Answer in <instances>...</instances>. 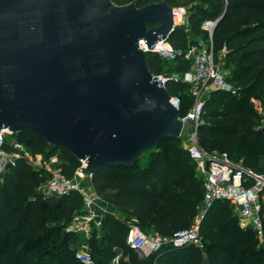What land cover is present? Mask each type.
I'll return each instance as SVG.
<instances>
[{
	"label": "trees",
	"instance_id": "obj_1",
	"mask_svg": "<svg viewBox=\"0 0 264 264\" xmlns=\"http://www.w3.org/2000/svg\"><path fill=\"white\" fill-rule=\"evenodd\" d=\"M112 1L187 6L189 30L177 26L169 39L176 49L207 38L203 21L219 18L213 33L215 55L219 59L223 53L225 67L230 69L226 78L236 93L220 88L209 92L198 141L206 152H225L246 168L264 173V132L259 129L264 110V0ZM146 56L155 75L166 73L165 65L171 72H186L190 67L181 58L164 61L155 53ZM190 86L181 79L167 82L170 94L181 98V114L193 104ZM15 134L33 155L58 154L62 172L75 176L81 160L73 153L51 147L30 130ZM147 152L144 165L140 160L106 165L91 177L95 190L116 209L106 211L101 227L87 237L93 264H264V245L252 229L240 226L230 202L214 199L205 205L203 181L182 136L166 137ZM48 176L47 169H36L20 157L0 181V264H85L76 258L80 234L70 229L74 216L83 209L84 195L77 190L62 196L44 194L38 187ZM202 212L204 249L196 244L166 243L140 256L128 242L131 218L144 231L169 238L189 228Z\"/></svg>",
	"mask_w": 264,
	"mask_h": 264
},
{
	"label": "water",
	"instance_id": "obj_2",
	"mask_svg": "<svg viewBox=\"0 0 264 264\" xmlns=\"http://www.w3.org/2000/svg\"><path fill=\"white\" fill-rule=\"evenodd\" d=\"M172 10L165 1L0 0V130L37 133L88 162L90 176L180 137V111L140 48L169 41Z\"/></svg>",
	"mask_w": 264,
	"mask_h": 264
},
{
	"label": "built area",
	"instance_id": "obj_3",
	"mask_svg": "<svg viewBox=\"0 0 264 264\" xmlns=\"http://www.w3.org/2000/svg\"><path fill=\"white\" fill-rule=\"evenodd\" d=\"M187 12L188 9L186 7H173V26L175 28L182 26L183 18ZM178 18L182 19L178 21ZM218 21L219 18L204 20L201 27L207 32V38H199L196 42L189 43L185 48L176 49L170 41L159 40L155 44L154 49H150L144 39L140 40V48L146 53L158 54L164 61H175L181 58L190 62V67L186 72L154 75L158 81L163 80L166 88L170 79H181L191 85L189 93L193 97V104L184 114H181L182 102L179 96L171 95L170 102L180 111V118L184 122L182 135L188 124L192 126L188 141L184 143V146L196 163L198 176L202 178L205 196L204 203L207 206L214 199L228 200L240 226L252 229L259 243L264 245V173L246 168L240 162L230 158L225 152H206L198 141V126L202 121L204 105L209 92L215 88H220L231 90L234 94L236 93L233 85L226 78L230 75V69L225 67L222 60L223 53L219 55V59H216L213 33ZM186 30L188 31L189 27ZM263 123L264 110L262 111L259 127ZM7 145L11 146V148L8 149ZM37 155H33L24 142L9 128H2L0 130V181L3 180L9 165L16 158L26 157L36 169H47L49 177L39 185L38 189L46 195L55 196H62L74 190L81 192L84 195V206L81 212L74 216L70 229L89 237L94 228L101 227L102 217L110 209L105 207L107 202L104 198H100L99 195L94 196L86 193L76 179L77 174L86 172L88 162L82 159L75 176L70 178L56 164L59 157L58 154L55 153L47 157L45 161H37ZM51 165L57 166L52 168ZM250 180H253L252 183L247 185L246 183L250 182ZM101 202L106 203V205L99 206V204H102ZM203 212L189 228L180 230L169 238L162 237L157 233L144 231L136 222V219L131 218L128 220V242L130 246L137 250L140 256H147L159 250L166 243H171L174 246L196 244L199 248L204 249L205 244L200 233ZM76 258L85 264L94 263L86 242L78 243Z\"/></svg>",
	"mask_w": 264,
	"mask_h": 264
},
{
	"label": "rangeland",
	"instance_id": "obj_4",
	"mask_svg": "<svg viewBox=\"0 0 264 264\" xmlns=\"http://www.w3.org/2000/svg\"><path fill=\"white\" fill-rule=\"evenodd\" d=\"M182 7H186L187 9H188V7L187 6H182ZM189 15H190V12H189V10H188V12L186 13V15H185V17L183 18V22H182V26L183 27H185L186 29L189 27ZM192 38V37H191ZM168 65H165L164 66V68H163V70L164 71H166V73H172L171 71H169L168 70ZM192 128V126L190 125V124H188V126L186 127V129H185V131H184V133H183V135H182V138H183V143H185L186 141H188V137H189V134H190V132H191V129ZM148 155H149V152H146V153H144L143 154V156H142V158L140 159V164L141 165H144L146 162H147V159H148ZM47 157H45L44 155H41V154H38L37 155V157H36V160L37 161H45V159H46ZM60 163V159H59V157L57 158V162H56V164L58 165ZM57 165H51V167L52 168H55V166H57ZM49 177V176H48ZM48 177H47V179H48ZM92 176H90L88 173H86V172H82V173H79V174H77V177H76V179H77V181H79V183H80V186H81V188L86 192V193H88V194H92V195H99L100 196V198H103V196L100 194V193H98L96 190H95V188L93 187V185H92V178H91ZM47 179H45V181L47 180ZM263 202H264V196H263ZM102 204L100 205L99 204V206H104V205H106V203H104V202H101ZM98 206V207H99ZM106 208H108L107 206H105ZM79 222V221H78ZM79 234H80V239H79V241H77V243H76V245H77V248H78V243H83V242H86V240H87V237L84 235V234H82V233H80L79 232ZM262 245V244H261Z\"/></svg>",
	"mask_w": 264,
	"mask_h": 264
},
{
	"label": "crops",
	"instance_id": "obj_5",
	"mask_svg": "<svg viewBox=\"0 0 264 264\" xmlns=\"http://www.w3.org/2000/svg\"><path fill=\"white\" fill-rule=\"evenodd\" d=\"M241 164H242V162H240ZM264 196V195H263ZM107 207L110 209V210H113V211H115L116 209L111 205V204H109L108 202H107Z\"/></svg>",
	"mask_w": 264,
	"mask_h": 264
},
{
	"label": "bare ground",
	"instance_id": "obj_6",
	"mask_svg": "<svg viewBox=\"0 0 264 264\" xmlns=\"http://www.w3.org/2000/svg\"><path fill=\"white\" fill-rule=\"evenodd\" d=\"M182 18H178L177 20L180 21Z\"/></svg>",
	"mask_w": 264,
	"mask_h": 264
}]
</instances>
